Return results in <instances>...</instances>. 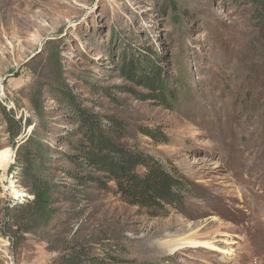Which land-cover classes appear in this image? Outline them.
Returning <instances> with one entry per match:
<instances>
[{
    "label": "rangeland",
    "instance_id": "374dc122",
    "mask_svg": "<svg viewBox=\"0 0 264 264\" xmlns=\"http://www.w3.org/2000/svg\"><path fill=\"white\" fill-rule=\"evenodd\" d=\"M256 3L0 0V264H54L72 248L87 264H264ZM85 121L183 175V206L152 216L69 178Z\"/></svg>",
    "mask_w": 264,
    "mask_h": 264
},
{
    "label": "trees",
    "instance_id": "16d2710c",
    "mask_svg": "<svg viewBox=\"0 0 264 264\" xmlns=\"http://www.w3.org/2000/svg\"><path fill=\"white\" fill-rule=\"evenodd\" d=\"M250 20L254 27L264 28V0H257ZM120 62V70L129 75L130 63L125 58ZM152 77L156 79L154 75ZM157 79L160 82L156 85L152 78H147L146 86L153 90L154 97L163 100L170 97L168 101H171L172 90L160 78ZM85 122L86 126L81 127L79 132L83 136L82 140L71 143L74 153L66 155L73 165L72 169L66 171L69 178L75 179L80 185L92 182L101 189L113 190L122 202L143 209L152 216H166L167 206H183L191 191L183 175L174 168L166 169L160 160L149 153L118 144L114 133L118 129L95 121ZM142 130L152 136L159 135L146 127ZM139 167L140 172L137 170ZM81 250L83 248L67 250L56 258L54 264H87L80 257ZM104 257L109 260L102 259L92 264L116 262L110 253H105Z\"/></svg>",
    "mask_w": 264,
    "mask_h": 264
}]
</instances>
